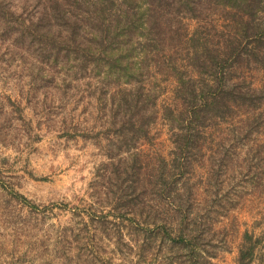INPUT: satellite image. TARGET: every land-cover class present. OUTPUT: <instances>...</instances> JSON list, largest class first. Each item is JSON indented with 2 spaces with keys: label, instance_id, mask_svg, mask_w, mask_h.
<instances>
[{
  "label": "trees",
  "instance_id": "obj_1",
  "mask_svg": "<svg viewBox=\"0 0 264 264\" xmlns=\"http://www.w3.org/2000/svg\"><path fill=\"white\" fill-rule=\"evenodd\" d=\"M187 19L198 22L193 32ZM0 41L5 53L29 54L39 63L76 60V75L100 81L93 104L105 117L112 146L106 153L117 168L116 182L105 188L99 216L91 206L87 226L98 221L106 227L109 215L122 221L130 215L134 228L126 227L135 243L142 237L138 247L166 243L167 264H220L218 251L229 246L219 225L240 203L222 211L212 192L220 177L214 165L225 164L230 135L241 141L238 173L254 189L264 185V172L251 181L250 165L251 152L262 150L253 145L264 127V82L256 87L250 79L254 71L264 73V0H0ZM27 77L34 85V76ZM170 79L173 102L159 109L161 85ZM14 109L23 119V110ZM160 119L170 127L173 172L148 176L158 208L151 211L139 202L149 191H137L135 164L127 162L152 140L151 129ZM226 123L232 124L228 132L220 129ZM211 128L220 131L211 140L214 148L207 134ZM206 154L210 166L201 180L202 206L196 208L197 193L184 177L192 161ZM0 186L6 188L1 172ZM9 193L33 208L19 192ZM237 193L242 198L248 192L242 187ZM96 229L92 238L100 233ZM117 233L124 236L120 229ZM260 242L244 231L235 264H253Z\"/></svg>",
  "mask_w": 264,
  "mask_h": 264
},
{
  "label": "rangeland",
  "instance_id": "obj_2",
  "mask_svg": "<svg viewBox=\"0 0 264 264\" xmlns=\"http://www.w3.org/2000/svg\"><path fill=\"white\" fill-rule=\"evenodd\" d=\"M184 21L190 32L198 25L196 20ZM32 75L34 85L27 77ZM250 79L259 87L264 73L254 71ZM99 82L97 76L76 75V60L39 63L29 54L0 50V172L6 186H0V264H167L166 243H153L151 249L138 247L142 237L137 236L135 243L126 227L134 222L130 215L124 221L109 215L106 227L98 221L87 226L91 206L99 216L105 208L101 204L105 188L116 182L117 168L106 153L112 146L104 130L105 117L97 114L93 104ZM174 87L173 79L162 83L159 109L172 104ZM17 106L23 110V119L14 109ZM231 126L222 124L220 129L228 132ZM261 130L253 147L261 145L262 150L250 156L252 182L253 176L264 172V127ZM207 134L214 148L216 141L211 140H217L220 131L211 128ZM150 136L152 140L142 143L127 163L135 164L137 191L144 187L149 191L139 202L152 211L158 208L154 206L156 199L151 200L155 196L148 176L161 171L172 174L174 144L170 127L162 119L152 127ZM229 138L225 164L214 165L220 177L212 192L214 200L221 199L216 207L222 211V206L240 203L221 220L219 229L226 231L229 250L220 249L215 262L235 264L242 235L249 230L261 240L254 264H264V185L254 189V184L243 180L236 169L242 162L241 141L232 135ZM209 166L208 155L199 156L184 177L197 193L193 196L196 208L202 206L201 180ZM242 187L248 193L238 198ZM10 191L25 196L33 208L11 196ZM95 229L100 233L92 238ZM119 229L124 236L117 233Z\"/></svg>",
  "mask_w": 264,
  "mask_h": 264
},
{
  "label": "crops",
  "instance_id": "obj_3",
  "mask_svg": "<svg viewBox=\"0 0 264 264\" xmlns=\"http://www.w3.org/2000/svg\"><path fill=\"white\" fill-rule=\"evenodd\" d=\"M253 264H254V262H253Z\"/></svg>",
  "mask_w": 264,
  "mask_h": 264
}]
</instances>
